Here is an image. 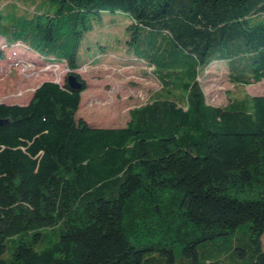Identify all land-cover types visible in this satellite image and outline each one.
I'll list each match as a JSON object with an SVG mask.
<instances>
[{"label":"trees","instance_id":"obj_1","mask_svg":"<svg viewBox=\"0 0 264 264\" xmlns=\"http://www.w3.org/2000/svg\"><path fill=\"white\" fill-rule=\"evenodd\" d=\"M104 13L128 18L161 87L123 127L77 117L76 72L80 90L0 103V264H264V95L216 106L200 81L215 62L264 81V0H0V37L74 71ZM243 226L247 246L228 244Z\"/></svg>","mask_w":264,"mask_h":264},{"label":"rangeland","instance_id":"obj_2","mask_svg":"<svg viewBox=\"0 0 264 264\" xmlns=\"http://www.w3.org/2000/svg\"><path fill=\"white\" fill-rule=\"evenodd\" d=\"M128 18L122 13H104L94 21L93 28L84 36L78 58L86 62L74 70L87 84L82 92L77 117L93 126L123 127L129 121V111L150 101L153 93L161 87L153 76L150 66L127 50ZM9 59L0 60V103H27L36 87L44 81L65 83L70 72L65 61L51 62L44 58L25 59L13 56L14 51L34 52L22 43L7 47ZM11 56H13L11 58ZM11 58V59H10ZM207 101L216 106L226 105L231 98L245 94L264 95V81L251 85H236L228 76V68L222 62L213 63L200 76ZM248 228L243 226L229 236L228 244L247 246ZM16 236L7 241L5 257H10L16 244ZM264 249V235L262 236ZM43 245H37L41 249ZM175 255L182 259V246L177 244Z\"/></svg>","mask_w":264,"mask_h":264},{"label":"water","instance_id":"obj_3","mask_svg":"<svg viewBox=\"0 0 264 264\" xmlns=\"http://www.w3.org/2000/svg\"><path fill=\"white\" fill-rule=\"evenodd\" d=\"M70 70V69H69ZM53 82H56V83H59L57 81H53ZM65 82L68 83V85L74 89V90H80L83 88V83L82 81H80L78 79V77L76 76V74L74 73V71L70 70V72L67 74L66 78H65ZM42 83H40L37 87L39 88L41 86ZM35 89V90H36ZM2 123V121L0 120V124Z\"/></svg>","mask_w":264,"mask_h":264},{"label":"crops","instance_id":"obj_4","mask_svg":"<svg viewBox=\"0 0 264 264\" xmlns=\"http://www.w3.org/2000/svg\"><path fill=\"white\" fill-rule=\"evenodd\" d=\"M18 51H14V54H13V56H18V57H22V58H24L25 59V57L24 56H26L27 58H36L35 56H39V58L40 59H42L43 57L41 56V55H39L37 52H32V53H30V52H26V53H24L23 51H22V49H17ZM13 56H11V58L13 57ZM10 58V59H11ZM6 60H8L9 59V57H8V53L6 52V58H5ZM33 96V95H32ZM32 96H31V98H32ZM30 98V99H31ZM30 101V100H29ZM28 101V102H29ZM27 102V103H28ZM27 103H24V104H27Z\"/></svg>","mask_w":264,"mask_h":264}]
</instances>
